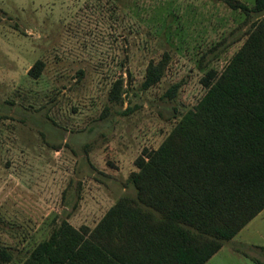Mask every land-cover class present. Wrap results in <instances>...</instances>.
<instances>
[{"label": "rangeland", "instance_id": "obj_1", "mask_svg": "<svg viewBox=\"0 0 264 264\" xmlns=\"http://www.w3.org/2000/svg\"><path fill=\"white\" fill-rule=\"evenodd\" d=\"M263 16L225 0H0V248L13 255L0 264H22L63 219L94 228L135 195L136 159L196 108L202 78L225 69ZM261 263L264 210L207 264Z\"/></svg>", "mask_w": 264, "mask_h": 264}, {"label": "trees", "instance_id": "obj_2", "mask_svg": "<svg viewBox=\"0 0 264 264\" xmlns=\"http://www.w3.org/2000/svg\"><path fill=\"white\" fill-rule=\"evenodd\" d=\"M225 1L264 14V0ZM166 59L149 64L145 88L161 80ZM43 68L39 60L29 74L39 77ZM202 83L207 92L196 108L136 159L139 170L128 179L135 195L94 228L63 219L22 264H206L264 210V16L225 69L209 70ZM123 85L115 82L112 101ZM12 259L0 248V260Z\"/></svg>", "mask_w": 264, "mask_h": 264}, {"label": "crops", "instance_id": "obj_3", "mask_svg": "<svg viewBox=\"0 0 264 264\" xmlns=\"http://www.w3.org/2000/svg\"><path fill=\"white\" fill-rule=\"evenodd\" d=\"M217 253H218V252H217ZM217 253H216V254H217ZM210 260H211V259H210ZM210 260H209V261H210ZM209 261H208V262H209ZM208 262H207V263H208ZM207 263H206V264H207Z\"/></svg>", "mask_w": 264, "mask_h": 264}]
</instances>
